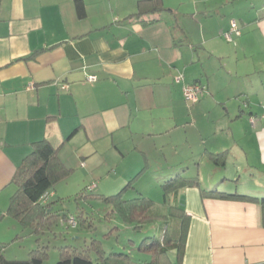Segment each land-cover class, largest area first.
<instances>
[{"label":"crops","instance_id":"obj_1","mask_svg":"<svg viewBox=\"0 0 264 264\" xmlns=\"http://www.w3.org/2000/svg\"><path fill=\"white\" fill-rule=\"evenodd\" d=\"M141 1L0 0L3 260H28L46 235L9 208L47 142L68 171L58 184L79 173L104 196L130 185L152 200L151 184L185 183L155 204L189 218L169 264H264V0H162L139 17ZM194 83L207 88L195 104Z\"/></svg>","mask_w":264,"mask_h":264},{"label":"trees","instance_id":"obj_2","mask_svg":"<svg viewBox=\"0 0 264 264\" xmlns=\"http://www.w3.org/2000/svg\"><path fill=\"white\" fill-rule=\"evenodd\" d=\"M77 3L79 8H82L83 4L80 1ZM142 8L148 11L136 14L139 17L149 13H162L166 10L162 5V0L141 1L139 3V9L142 10ZM56 153V149L51 144L47 142L38 144L21 171H19L15 177L17 192L12 198L9 214L19 222L21 227L30 230L31 234L40 233L39 231L42 227L40 228L38 225L40 226L43 220L57 218L58 215L53 213L56 201L51 199L47 200L46 203L42 201L47 194H51V191L56 188L59 181L67 177L68 174V171L57 158ZM92 185L84 188L79 197L84 199L90 197L105 199L106 202L116 209L121 219L126 220V222L129 221V218L131 220L135 212L143 208H147L150 212L153 213L154 211L157 214L155 203L141 195L134 197L133 200H123L130 185H127V187L117 194L110 196H104L102 194L101 196L93 195L97 194V185L91 190L90 187ZM184 186H186V184L180 181L164 184L162 187L165 191V203L169 202L168 196L170 194H176L179 188ZM202 192L204 196L228 197L223 193L214 191L204 190ZM169 211H171V213L168 216L161 215L160 213L157 214L156 221L150 223L154 225V223H157L159 220L165 219L166 222L164 224L168 227H173L172 231L165 230V234L161 238L155 234L150 235L145 231L143 232L142 229L144 226L149 227L147 226L150 225L149 223L140 225L131 220L134 222V225L137 226L129 227V231L142 233L144 236H141L137 242L130 239L129 242L134 245V248L129 249L130 252L127 251L125 247L123 250H120L119 245L110 244L107 246L100 240L91 239L92 241L90 243L84 241V248L82 247L81 249L73 247L72 245L58 247L60 260L57 264H169L168 256L173 251H177L180 257L184 254L189 228V218L186 215L182 216L180 220H178V218L172 219L175 217L173 211L184 212L182 209L170 206ZM79 212L80 217H76L75 215H64V221H68L70 217H74L77 223L75 227H72L68 222L66 225L72 228H79V226L82 225L85 229L91 230V233L95 232L96 229L94 227H87L89 218L87 217V219H85V213L83 211ZM171 219L174 220V222L172 221L173 224L176 223L174 226H170ZM64 221H62V223ZM115 230L121 231L117 227ZM112 231L113 230H110L102 236L105 239H110L120 233L117 231L114 232V234L116 233L114 235ZM39 240V242L42 241V244L31 251L30 258L26 261H5L3 260V253L0 248V260L2 264H48V250L50 246L48 245L47 247L42 238ZM137 244L140 247H138ZM137 248L139 249L136 252ZM134 251L138 255L136 256L137 258H133Z\"/></svg>","mask_w":264,"mask_h":264},{"label":"rangeland","instance_id":"obj_3","mask_svg":"<svg viewBox=\"0 0 264 264\" xmlns=\"http://www.w3.org/2000/svg\"><path fill=\"white\" fill-rule=\"evenodd\" d=\"M184 2L185 4L182 8L183 10H188L187 7L191 4L189 3V0H186ZM86 180L88 179H84L81 177V174L76 173L69 178L68 182H63L56 185L55 191H59V193L56 198L53 199L56 201L53 213L58 214L57 218L43 220L40 226L38 225V227H42V229L43 227H46L47 230L45 232L46 235L43 236V242L47 247L48 245L50 246L48 250V255H50V258H48L47 260L48 264H57V262L60 260L58 247L72 245L73 247L81 249L82 247L84 248V241L90 243L92 241L91 239L100 240L107 246H109L110 244L119 245L120 250H123L125 247V249L129 251L130 248H134V245L129 242L130 239L137 242L141 238V236H144L142 233H135L133 231L130 232L129 227L137 226L134 225V222L140 225H144L148 223L150 224L157 219V214H159L158 210L156 211V214L154 211L152 213L147 208H143L135 212L133 214V217H131V220H133L134 222H132L130 218V222H126V220L121 219L116 209H114L111 204L106 202L105 199L100 197H90L88 199L78 197L80 195V192L86 186L90 185L89 181L84 182ZM150 187L153 189L151 190L152 192L149 191V194L154 197H152V200L155 202V204H163L164 194L160 191L159 184L156 185L155 183H153L150 185ZM118 192L119 191H112L113 194H117ZM96 193L97 194L93 195L101 196L100 192L97 191ZM137 196L139 195L134 193L133 189H130L128 192L126 191L123 200H133V198ZM79 211H83L85 213V219H87V217L89 218V224L87 225V227H94L96 229L95 232L91 233V230L89 229H87V231H84L82 225H80L79 228H72L66 225L68 221H64V215H75L76 217H80ZM170 213L171 211H169V214ZM173 214H175V211H173ZM176 218L180 220L182 218V215H179L178 217L175 216L172 219ZM172 219L170 220V226H174V224H176H173L174 220ZM62 221H64L63 223L65 225L62 223ZM165 222V219L159 220L157 223H154V225H147L149 227L144 226L142 230L147 234H155L161 238L165 234V230L172 231L173 229V227L166 226V224H164ZM51 223L53 224V226ZM116 227L121 230H117L118 232H120L118 235H115L116 233L114 234V232H117L115 230ZM110 230H113L112 233L115 236L111 237L110 239H105L102 235L108 233ZM138 249L139 248H137L136 252L138 251ZM136 256L138 255L134 251L133 258H137Z\"/></svg>","mask_w":264,"mask_h":264},{"label":"built area","instance_id":"obj_4","mask_svg":"<svg viewBox=\"0 0 264 264\" xmlns=\"http://www.w3.org/2000/svg\"><path fill=\"white\" fill-rule=\"evenodd\" d=\"M233 35H240L239 29L237 27V25L235 23H233L231 30L225 34L226 39L228 40H232ZM97 80V78L95 76H91L89 77L88 81L93 82ZM30 89H32V85L29 87ZM206 87L204 85H202L201 83H194V84H190V85H185L184 86V96L185 99L188 102L191 103H198L201 98H202V94L206 91ZM96 187V185H92L90 188L91 190H93ZM53 195L52 194H47L44 198H43V203H46L47 200L51 199ZM68 223L72 226L75 227L77 225L76 220L74 217H70L68 220Z\"/></svg>","mask_w":264,"mask_h":264}]
</instances>
